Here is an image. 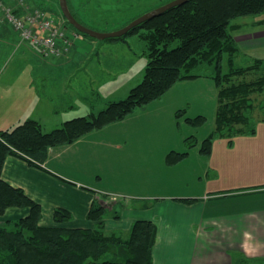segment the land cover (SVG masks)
I'll return each mask as SVG.
<instances>
[{
	"label": "crops",
	"instance_id": "obj_1",
	"mask_svg": "<svg viewBox=\"0 0 264 264\" xmlns=\"http://www.w3.org/2000/svg\"><path fill=\"white\" fill-rule=\"evenodd\" d=\"M27 2L31 8L40 6L35 0ZM259 15L245 26L232 22L233 30H239L232 33L239 54L242 51L251 60H264V16ZM129 47L127 41L98 42L79 36L62 56L43 57L37 47L21 42L14 28H0V130L34 119L48 132L68 119L95 114L110 101L124 98L144 73V69L135 73L137 58L134 63L120 55ZM30 61L35 65L28 72L23 63ZM132 63V73L119 78V70ZM67 64L74 73H57ZM114 66H118L115 71ZM98 69L104 72L101 77ZM197 81L196 77L177 82L161 98L124 119L70 144L48 148L42 163L9 154L1 176L40 204L42 225H54L55 209L64 208L71 214L64 223L68 227L92 228L95 222L87 214L94 205L106 209L107 234L126 237L133 222L152 221L156 226L152 264H264V163L245 168L238 155L221 169L217 162L225 156L213 155L225 140L214 139L211 152L203 155L199 149L206 136L193 135L196 145L186 149L184 139L191 134L184 131L193 130L177 133L182 125L176 112H185L189 100L177 87ZM260 126L254 136L237 138L246 141L247 154L258 153L251 146L258 133L264 132V123ZM260 141L256 140L255 147L263 144ZM171 151L188 154L169 165L166 155ZM25 213V209L11 207L2 217L14 220Z\"/></svg>",
	"mask_w": 264,
	"mask_h": 264
},
{
	"label": "trees",
	"instance_id": "obj_2",
	"mask_svg": "<svg viewBox=\"0 0 264 264\" xmlns=\"http://www.w3.org/2000/svg\"><path fill=\"white\" fill-rule=\"evenodd\" d=\"M261 13L264 0H187L141 22L121 37L105 39L125 41L127 36L138 33L144 42L143 77L124 98L110 101L95 114L68 119L48 132L34 119H26L11 130H0V217L11 207L26 210L14 220L0 221V264H152L156 239L152 221L133 222L126 237L107 234L103 222L106 209L94 205L87 214L95 222L92 228L63 225L71 217L64 208L55 209L54 225H42L40 204L21 188L3 180L4 160L9 154L23 153L33 160L30 163H42L48 148L70 144L91 131L122 120L161 98L175 83L200 76L213 78L217 106L214 127L202 140L199 151L208 155L217 138L227 137L231 141L236 135L255 134V108L264 115V106H258L264 99V60L253 59L237 65L240 51L231 28L234 19ZM176 40L177 44L170 47ZM197 65H204L211 72L193 73L191 69ZM248 75L251 78L246 80ZM182 113L177 112V116ZM261 120L264 121V116ZM184 121L200 125L205 117H185ZM184 144L186 149L195 146V137H186ZM187 154L188 151H171L166 155V163H177Z\"/></svg>",
	"mask_w": 264,
	"mask_h": 264
},
{
	"label": "rangeland",
	"instance_id": "obj_3",
	"mask_svg": "<svg viewBox=\"0 0 264 264\" xmlns=\"http://www.w3.org/2000/svg\"><path fill=\"white\" fill-rule=\"evenodd\" d=\"M35 1L42 8H45L47 10L46 12V14L48 15L47 17L51 18L53 22L56 23L58 26L60 25L64 27L65 29H67L68 31H69L68 28L70 29L72 28L68 23H66L65 26L62 25L61 23L62 14L60 11L58 0H35ZM67 1H68V5L72 13L75 15V17L80 22L85 24L90 29H93L99 32H113L123 27L124 25L129 23L134 18L144 14L145 12L169 2L167 0H141V1L121 0L118 3V5L114 7V9L107 10L106 9L107 3L105 2V0H101V1L99 0H67ZM1 8H0V28H4V27L11 28V25L6 21L5 17L4 16L2 17L3 11L1 10ZM262 14L263 13H261L259 16H261ZM263 16L264 14L262 15V17ZM253 18L255 17L253 16L240 17V18L233 20V23L242 22V26H245V25L250 24L251 22L250 20H252ZM243 29L245 28H241V30ZM231 32L235 34V33H238L239 30L235 31L233 30V28H231ZM80 36L89 38L82 34H80ZM74 40L75 39L72 38L70 46L74 43ZM125 41H127L130 44V47L129 49L128 48L123 49L120 52V55H127L129 59L133 61L134 63L137 58V66L135 68V73H138L144 69L145 67L144 65L146 64V56L141 55V52H140L141 50H143L144 53H146L145 49H143L144 42L142 41L138 33L127 36ZM98 42H101V41H98ZM177 42H178L177 40L172 42L170 44V47L175 46ZM24 43L30 44L28 42H24ZM134 52L138 54L137 57L134 56ZM98 56L104 57V54L102 52H99ZM17 59H18V56L15 57V62ZM24 61H25V58H23V62ZM250 61H251L250 56H248L245 53H242L241 51V53L238 55L236 59V64L245 65L249 63ZM134 63L130 64L129 66L122 67L123 69L119 70V74H120L119 78H126L125 74H131ZM13 65L14 63H10V67H12ZM34 65H35L34 61L25 62V64L23 63V69L25 71L27 70L28 72H30L32 68L34 67ZM99 66L102 67L103 65H99ZM76 68L79 69L80 67L76 66ZM116 68H118V66L117 67L114 66V71ZM66 70L68 71V73H71V74L74 73V70L71 67V64H67L66 66H63V68H61L60 70H56V71L57 73H64ZM209 70L210 68L207 69V67H205L204 65H197L191 69L193 73H199V74L210 73L211 71ZM97 71H99V72H96L98 77H101L103 75L102 73H104L101 69H98ZM250 78H251V75L245 76L246 80ZM197 79H199V81L193 84L186 83L187 85L177 87L181 91L182 95L184 96V99L186 95L189 96L188 106L186 108L187 110L183 112L180 116H177V112H180V111L176 112V117L177 119L181 120L180 124L182 125L181 127L178 128L177 133L179 130L183 132V130L186 128L188 130H193V132L184 131L186 135L191 134L192 136L193 135L196 136L198 139H202L205 136H207L212 131V128L214 127L213 123H214V114H215L216 105H217V94H216L217 89L214 84L215 82L213 78L209 76H200V77H197ZM122 82L123 81H118L117 83L121 84ZM188 84H191V85H188ZM122 95L124 96L126 94H122ZM258 106L260 107L264 106V99L262 100L260 104H258ZM197 114H202L203 116H205V121L203 124H200V125L188 124L187 125L186 123H183L185 122L184 121L185 117L191 116V115L195 117ZM253 115L255 118L254 123H255V129L257 133L258 131L257 128L259 127L261 128L260 126L261 123H264V121L261 120V117H263L264 115L262 116V113L258 112L257 108H255V112ZM255 134L250 135V136H254ZM258 135L260 136L257 139L261 138L260 142H263V144L256 143L258 147H255V142L257 140L256 139L255 142L251 146L252 151H254V149L258 151L257 154H253V153L247 154L246 152H244L246 141L243 139H237L241 135L234 136L233 138H231V141H228L227 137L221 138L225 141L222 144V147L218 146L216 148V152L213 156L214 158H217V157L223 158L225 156V160L221 159L219 162H217L218 167L223 169V165L225 161L228 162V160L232 156H238V155H241V163L246 165L245 168L258 167L259 161L264 163V139L262 140V138H264V132L260 131ZM114 136L115 135H113V138ZM183 146L185 147V145ZM229 146H232V147L234 146L232 151L230 152L222 151V148H226V147L228 148ZM255 171L256 169H254V172ZM5 219H6L5 217H2V216L0 217V221H4ZM64 223L63 225L67 226ZM8 227L13 228V225L9 224Z\"/></svg>",
	"mask_w": 264,
	"mask_h": 264
},
{
	"label": "built area",
	"instance_id": "obj_4",
	"mask_svg": "<svg viewBox=\"0 0 264 264\" xmlns=\"http://www.w3.org/2000/svg\"><path fill=\"white\" fill-rule=\"evenodd\" d=\"M0 8L2 17L18 31L20 39L37 47L43 57L64 54L72 38L77 36L59 27L43 9L31 8L26 0H0ZM19 154L33 162L23 153Z\"/></svg>",
	"mask_w": 264,
	"mask_h": 264
},
{
	"label": "water",
	"instance_id": "obj_5",
	"mask_svg": "<svg viewBox=\"0 0 264 264\" xmlns=\"http://www.w3.org/2000/svg\"><path fill=\"white\" fill-rule=\"evenodd\" d=\"M186 1L187 0L169 1V2H167L161 6H158L154 9H151V10L145 12L144 14L134 18L129 23H127L123 27H121V28H119L113 32H99V31L90 29L89 27L81 24L73 16V14L69 10L67 0H59L58 2H59L60 11H61L62 16L65 18V20L70 25H72L78 32L84 33V34L88 35L90 38H93L95 40L102 41V40H105L108 38L121 37V36L127 34L128 31H130L132 28H134L135 26H137L141 22L149 20L155 16H158V15L162 14L163 12H165L166 10H168V9H170L176 5H181Z\"/></svg>",
	"mask_w": 264,
	"mask_h": 264
},
{
	"label": "flooded vegetation",
	"instance_id": "obj_6",
	"mask_svg": "<svg viewBox=\"0 0 264 264\" xmlns=\"http://www.w3.org/2000/svg\"><path fill=\"white\" fill-rule=\"evenodd\" d=\"M59 1V0H58ZM99 1H101V0H99ZM121 0H105V2L107 3V6H106V9L107 10H112V9H114V7H116L117 5H118V3L120 2ZM135 1H141V0H135ZM167 1H172V0H167ZM58 4H59V2H58ZM67 4H68V1H67ZM60 7V6H59ZM68 7H69V5H68ZM69 10H70V12L72 13V11H71V9H70V7H69ZM73 14V13H72ZM73 16L75 17V15L73 14ZM76 18V17H75ZM77 19V18H76ZM78 20V19H77ZM79 21V20H78ZM80 22V21H79ZM81 24H83L82 22H80ZM83 25H85V24H83ZM86 26V25H85Z\"/></svg>",
	"mask_w": 264,
	"mask_h": 264
}]
</instances>
